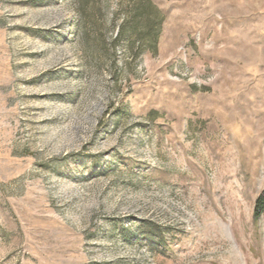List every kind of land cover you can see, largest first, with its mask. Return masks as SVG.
Wrapping results in <instances>:
<instances>
[{
    "label": "rangeland",
    "instance_id": "1",
    "mask_svg": "<svg viewBox=\"0 0 264 264\" xmlns=\"http://www.w3.org/2000/svg\"><path fill=\"white\" fill-rule=\"evenodd\" d=\"M264 0H0V264H264Z\"/></svg>",
    "mask_w": 264,
    "mask_h": 264
},
{
    "label": "trees",
    "instance_id": "2",
    "mask_svg": "<svg viewBox=\"0 0 264 264\" xmlns=\"http://www.w3.org/2000/svg\"><path fill=\"white\" fill-rule=\"evenodd\" d=\"M253 220L257 222L262 216H264V190L260 193L254 203Z\"/></svg>",
    "mask_w": 264,
    "mask_h": 264
}]
</instances>
